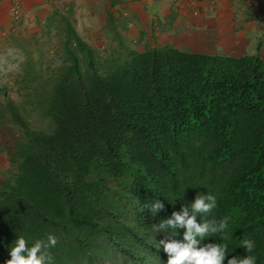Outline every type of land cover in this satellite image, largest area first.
I'll use <instances>...</instances> for the list:
<instances>
[{
	"label": "trees",
	"instance_id": "trees-1",
	"mask_svg": "<svg viewBox=\"0 0 264 264\" xmlns=\"http://www.w3.org/2000/svg\"><path fill=\"white\" fill-rule=\"evenodd\" d=\"M59 23L58 62L29 59L16 77L29 110L0 85V124L17 132L14 173L0 184V264L17 237L31 247L49 234L53 264H167L159 241L185 230L152 226L207 193L217 201L208 218L228 219V239L201 244H225L227 264L248 254V238L264 264V61L138 52L115 30L121 54L103 58L72 13ZM155 200L164 208L153 215L145 205Z\"/></svg>",
	"mask_w": 264,
	"mask_h": 264
},
{
	"label": "rangeland",
	"instance_id": "rangeland-1",
	"mask_svg": "<svg viewBox=\"0 0 264 264\" xmlns=\"http://www.w3.org/2000/svg\"><path fill=\"white\" fill-rule=\"evenodd\" d=\"M185 2L196 16L199 12L196 0H172L171 4L179 12ZM159 9L161 0H0V85L7 86L10 100L29 110L19 96L16 77L29 59L38 64L58 62L57 31L61 28L60 17L68 12L72 13L77 34L100 57L121 54L114 30L127 46L138 52L172 47L173 41L158 26ZM3 100L0 95V101ZM28 120L37 128L46 126L35 113H30ZM16 134L12 125L0 124V184L14 173L8 154Z\"/></svg>",
	"mask_w": 264,
	"mask_h": 264
},
{
	"label": "crops",
	"instance_id": "crops-1",
	"mask_svg": "<svg viewBox=\"0 0 264 264\" xmlns=\"http://www.w3.org/2000/svg\"><path fill=\"white\" fill-rule=\"evenodd\" d=\"M196 1L199 12L194 16L186 2L178 12L172 0H161L158 26L173 41V48L235 58L257 56L264 61V0Z\"/></svg>",
	"mask_w": 264,
	"mask_h": 264
},
{
	"label": "clouds",
	"instance_id": "clouds-1",
	"mask_svg": "<svg viewBox=\"0 0 264 264\" xmlns=\"http://www.w3.org/2000/svg\"><path fill=\"white\" fill-rule=\"evenodd\" d=\"M217 206L216 198L207 193L197 194L191 207H182L179 212H173L171 217L161 220L153 225L156 232H167L184 229L183 240L164 239L158 246H162L168 256L167 264H224L228 253L227 246L223 243H205L206 236L220 235L222 240H227L228 219H209V214ZM150 208L153 215L163 210L164 205L159 200L145 205ZM200 216L203 222L198 223ZM171 236H175L170 234ZM54 235L49 234L47 239L36 240L31 247L23 236L17 237L9 252L10 259L5 264H53L50 249L57 244ZM240 246L245 249L246 256L227 259V264H256V257L251 253L255 250V242L248 238L240 241Z\"/></svg>",
	"mask_w": 264,
	"mask_h": 264
},
{
	"label": "built area",
	"instance_id": "built-area-1",
	"mask_svg": "<svg viewBox=\"0 0 264 264\" xmlns=\"http://www.w3.org/2000/svg\"><path fill=\"white\" fill-rule=\"evenodd\" d=\"M190 3H191V4H194V2H193V1H190Z\"/></svg>",
	"mask_w": 264,
	"mask_h": 264
}]
</instances>
